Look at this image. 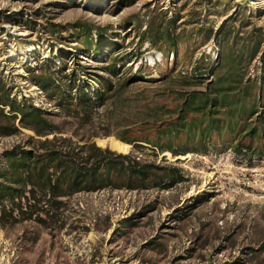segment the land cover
I'll return each mask as SVG.
<instances>
[{"label": "rangeland", "instance_id": "obj_1", "mask_svg": "<svg viewBox=\"0 0 264 264\" xmlns=\"http://www.w3.org/2000/svg\"><path fill=\"white\" fill-rule=\"evenodd\" d=\"M73 68L91 91L103 77H134L75 116L34 79ZM193 91L217 99L188 112L193 126L159 130ZM0 100L41 108L73 145L87 138L164 174L135 187L113 176L59 196L58 207L42 195L31 209L52 208L49 218L12 211L4 196L0 264H264V0H0ZM8 110L0 104V170L6 150L39 137L12 131Z\"/></svg>", "mask_w": 264, "mask_h": 264}, {"label": "trees", "instance_id": "obj_2", "mask_svg": "<svg viewBox=\"0 0 264 264\" xmlns=\"http://www.w3.org/2000/svg\"><path fill=\"white\" fill-rule=\"evenodd\" d=\"M85 31H90V28L85 27ZM97 33L101 38L102 32L98 31ZM147 39L164 55H167L169 49L176 53L174 44L162 46L154 35H149ZM87 44L93 45L96 49V43L87 42ZM220 56L221 52L219 51L218 59ZM118 63L117 57H114L106 67L114 72ZM65 65V63L61 65L63 70ZM131 77L134 76L131 75L126 79L118 76L117 82L114 83L111 79L103 77L104 84L94 91L86 87L85 81H81L77 68H73L67 73L63 72L59 77L40 73L34 79L46 91H50L48 96H52L65 113L72 112L78 116L82 112V115L87 117L91 115V111L96 105L105 104L113 96L119 95L122 87L130 83ZM134 80L136 79H132V81ZM92 92H94L93 96ZM216 99L215 96L210 97L208 93L193 91L191 95L180 98L175 107L177 115L172 120L164 123L159 122L156 126L162 130L165 125L167 126L165 129L170 130V133L179 132L184 127L189 128L196 124V121L195 117L188 118V112L201 110L206 105L213 104ZM0 104L9 106V113H3V115L9 120L11 119L12 131L17 130L19 126H24L39 135L37 138L29 135V139L33 143L32 146H16L5 152L8 162L7 167L0 170V179H2L0 180V199L9 196L12 202L17 205L16 208L13 207L12 211L16 209L20 213L27 212L30 216L35 215L38 218H42L39 215L44 214L49 218L55 215L52 208L31 209L38 203V198L42 195L43 197L47 196L50 204L58 207L61 202L59 196L68 195L75 190H95L109 185L113 176H122L128 181L126 184L130 187L139 186L140 184H136L137 181L144 182L151 179L155 182L164 177V174H159L154 169L159 167L158 164L153 161L146 162L131 153L118 152L108 147L102 148L94 142H86L87 138L81 144H71L73 142L70 137L57 134L60 131L59 128L49 122L45 112L39 107L26 106L24 102L16 103L14 100H0ZM16 119H18V125H14ZM212 119L210 118V122L213 121ZM48 133H52V137H47ZM57 141L60 144L56 143ZM171 151L174 152V150ZM168 178L170 183L174 181V178ZM12 184H22V192L14 196L16 192ZM120 185L114 184V186ZM25 187H28L27 192ZM22 198H25L26 201H22ZM0 210L1 214L5 213L4 207ZM237 261L239 260L220 264H236Z\"/></svg>", "mask_w": 264, "mask_h": 264}]
</instances>
